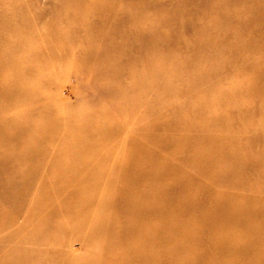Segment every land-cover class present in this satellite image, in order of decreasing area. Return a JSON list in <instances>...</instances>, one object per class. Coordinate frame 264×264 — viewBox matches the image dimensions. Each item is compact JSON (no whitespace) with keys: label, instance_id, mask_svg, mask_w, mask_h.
Returning a JSON list of instances; mask_svg holds the SVG:
<instances>
[{"label":"rangeland","instance_id":"rangeland-1","mask_svg":"<svg viewBox=\"0 0 264 264\" xmlns=\"http://www.w3.org/2000/svg\"><path fill=\"white\" fill-rule=\"evenodd\" d=\"M0 264H264V0H0Z\"/></svg>","mask_w":264,"mask_h":264}]
</instances>
